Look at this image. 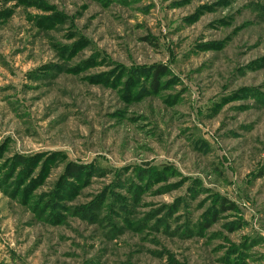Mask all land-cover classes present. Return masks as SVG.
<instances>
[{"label":"rangeland","instance_id":"obj_1","mask_svg":"<svg viewBox=\"0 0 264 264\" xmlns=\"http://www.w3.org/2000/svg\"><path fill=\"white\" fill-rule=\"evenodd\" d=\"M0 264H264V0H0Z\"/></svg>","mask_w":264,"mask_h":264},{"label":"trees","instance_id":"obj_2","mask_svg":"<svg viewBox=\"0 0 264 264\" xmlns=\"http://www.w3.org/2000/svg\"><path fill=\"white\" fill-rule=\"evenodd\" d=\"M166 67L164 66H156L154 67V71L152 73V85H153V88L156 89V87L158 86V82H159V77L160 75H163L165 72H166ZM78 170V166L71 163L69 165V168H68V174H71L70 176H74L75 172ZM225 209H229V208H232V207H224Z\"/></svg>","mask_w":264,"mask_h":264}]
</instances>
